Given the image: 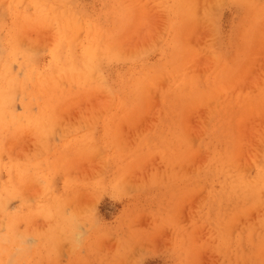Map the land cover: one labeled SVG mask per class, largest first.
I'll return each instance as SVG.
<instances>
[{
  "label": "rangeland",
  "instance_id": "rangeland-1",
  "mask_svg": "<svg viewBox=\"0 0 264 264\" xmlns=\"http://www.w3.org/2000/svg\"><path fill=\"white\" fill-rule=\"evenodd\" d=\"M0 264H264V0H0Z\"/></svg>",
  "mask_w": 264,
  "mask_h": 264
},
{
  "label": "bare ground",
  "instance_id": "bare-ground-1",
  "mask_svg": "<svg viewBox=\"0 0 264 264\" xmlns=\"http://www.w3.org/2000/svg\"><path fill=\"white\" fill-rule=\"evenodd\" d=\"M253 187H254V184H253ZM250 188V187H249Z\"/></svg>",
  "mask_w": 264,
  "mask_h": 264
}]
</instances>
